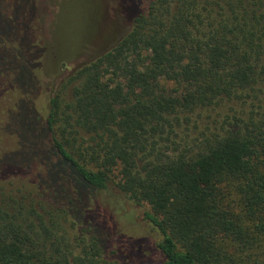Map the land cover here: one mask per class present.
<instances>
[{"label":"trees","instance_id":"16d2710c","mask_svg":"<svg viewBox=\"0 0 264 264\" xmlns=\"http://www.w3.org/2000/svg\"><path fill=\"white\" fill-rule=\"evenodd\" d=\"M118 7L125 22L111 45L54 87L35 0H0V114L10 121L28 104L35 116L33 157L0 176L31 184L0 200V264H264V0ZM47 84L42 119L33 103ZM224 101L249 106L204 118ZM110 181L151 209L161 238L148 254L146 240L89 217Z\"/></svg>","mask_w":264,"mask_h":264},{"label":"rangeland","instance_id":"374dc122","mask_svg":"<svg viewBox=\"0 0 264 264\" xmlns=\"http://www.w3.org/2000/svg\"><path fill=\"white\" fill-rule=\"evenodd\" d=\"M35 5L33 33L42 48L43 69L46 74L50 75L49 82L55 81L54 87L79 62L110 46L120 31L119 23L125 22L120 19L122 15L118 0H35ZM91 11V16L94 15V23L96 22L92 31L91 20L86 22ZM68 37L78 42L75 48L66 49L65 44L68 43ZM48 88L49 84L44 86V92L39 96L40 100L33 103V107L35 106L42 119H45L47 115L50 97L47 93ZM247 106L249 104L238 101H224L217 108L209 112L204 111L203 114L204 118L211 116L210 120L214 119L219 122L225 114L246 111ZM7 124L10 131H7ZM34 124L35 116L28 104L15 111L10 121H6V118L0 114V176L7 170H11L14 164L22 163L33 157L35 152L32 135ZM15 130L16 133L21 134L26 145L29 144L27 148L25 146L24 149H16L18 137L14 133ZM39 169L44 170V167L41 166ZM30 170L32 171V168ZM18 172L23 174L25 170L20 169L13 173ZM45 173L46 170L41 173L42 180H44ZM19 177L13 175L0 179V200L4 193H13L16 196L28 194L29 191L24 188H31V184L26 177ZM113 184L110 181L106 189L94 190V206L97 208L92 209L89 217H105L110 220L115 234L131 239L146 240L149 244L142 242L138 250L148 254L149 245L155 246L161 238L159 230L145 218L144 213L151 212V209L145 203L139 205L131 201H123L120 199L121 193ZM94 201L91 198L87 201V205L93 207Z\"/></svg>","mask_w":264,"mask_h":264}]
</instances>
